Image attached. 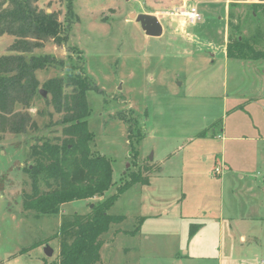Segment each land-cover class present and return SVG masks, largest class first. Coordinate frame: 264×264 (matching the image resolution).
Wrapping results in <instances>:
<instances>
[{"label": "rangeland", "instance_id": "1", "mask_svg": "<svg viewBox=\"0 0 264 264\" xmlns=\"http://www.w3.org/2000/svg\"><path fill=\"white\" fill-rule=\"evenodd\" d=\"M67 1L36 2L70 23L65 44L47 39L32 49L63 61L36 73L39 88L65 76L69 65L78 72L82 62L93 86L86 91L92 149L110 160L113 185L89 201L63 204L57 214L23 209L29 147L61 130L60 115L36 97L29 112L37 130L0 139V264L55 259L51 237L61 214H88L132 171L148 183L133 184L108 209L124 219L102 235L96 264H264V251L254 253L250 237L264 239V221L255 220L264 216V59L224 54L236 34L264 50V7L254 12L253 0L232 7L230 0H72L74 16L66 21ZM189 6L201 16L194 24L177 15ZM133 11L155 14L162 34L146 35L129 17ZM13 40L0 35V55ZM222 142L227 165L220 176L214 168L222 166ZM219 216L229 235L222 246Z\"/></svg>", "mask_w": 264, "mask_h": 264}, {"label": "trees", "instance_id": "2", "mask_svg": "<svg viewBox=\"0 0 264 264\" xmlns=\"http://www.w3.org/2000/svg\"><path fill=\"white\" fill-rule=\"evenodd\" d=\"M237 1L240 0H230L228 7ZM253 1L254 12L264 7V0ZM36 2L0 0V35L14 38L8 53L0 55V139L7 132L18 135L37 130L38 124L29 112L36 97L43 98L60 115L56 122L61 127L60 134L36 139L29 147L30 163L23 168L30 179V191L21 197L23 209L48 215L59 213L67 202L102 196L113 180L110 160L92 149L94 134L87 125L90 108L86 91L93 86L82 62L78 72L74 71L76 66L69 65L65 76L52 77L41 84L49 97L39 93L36 73L63 66V61L50 54H34L32 49L47 39L58 46L65 44L70 23L63 24L56 12L39 8ZM73 16L72 0H68L66 21ZM225 54L227 58L264 59V50L255 49L241 34L228 38ZM138 182L148 183V179L139 171L127 172L116 193L93 204L88 214H61L58 230L51 237L58 243L57 256L50 261L44 259L43 264L99 262L102 235L124 219L123 215L108 213V209L120 193ZM138 229L137 226L132 233ZM195 229L192 226L190 236Z\"/></svg>", "mask_w": 264, "mask_h": 264}, {"label": "water", "instance_id": "3", "mask_svg": "<svg viewBox=\"0 0 264 264\" xmlns=\"http://www.w3.org/2000/svg\"><path fill=\"white\" fill-rule=\"evenodd\" d=\"M129 17L138 22L141 29L148 36L158 37L163 32L162 25L155 14L136 13L135 11H133L130 13ZM39 93L42 97L46 96V91L43 89H39ZM44 253L46 257H51L53 250L49 246H45Z\"/></svg>", "mask_w": 264, "mask_h": 264}, {"label": "crops", "instance_id": "4", "mask_svg": "<svg viewBox=\"0 0 264 264\" xmlns=\"http://www.w3.org/2000/svg\"><path fill=\"white\" fill-rule=\"evenodd\" d=\"M153 14V13H152ZM224 54H225V52H224ZM225 56H226V54H225ZM222 135H223V133H222ZM226 138L227 137H225V136H222V138H221V141H226ZM235 138V137H234ZM224 144H223V142H222V145H221V151H222V156L220 155V158H221V163L223 164V166L224 167H226V165H227V162H226V159H225V157H224V154H223V151H224V146H223ZM226 173V170H224L223 169V167L221 168V173H216V174H219L220 176H222V175H224ZM223 216H219V218H218V223H219V245L220 246H222V245H224L225 243H226V241H224L225 240V238H228V240H229V235L227 234L228 232L226 231H224V228H223V225H222V220H223ZM255 220H263L264 221V216H262V217H256L255 218ZM254 220V221H255ZM242 221H245V219L243 218V220ZM226 233V234H225ZM195 234L196 233H194L193 235H192V237H194L195 236ZM251 237V239H252V241L254 242V246L252 247V251H254V253L255 252H258V251H260L261 249L264 251V239H262V238H258L257 236H250ZM239 238H240V240L243 242V243H246L247 242V240H248V236H246V235H244V234H240L239 235ZM261 240H263L262 241V244L261 245H259V243H260V241ZM257 242V243H256ZM257 244V245H256ZM260 246V247H259ZM185 252H187V251H185Z\"/></svg>", "mask_w": 264, "mask_h": 264}, {"label": "built area", "instance_id": "5", "mask_svg": "<svg viewBox=\"0 0 264 264\" xmlns=\"http://www.w3.org/2000/svg\"><path fill=\"white\" fill-rule=\"evenodd\" d=\"M177 15L182 17L183 20H185V22L190 23V24H194L198 22L201 18L200 14L198 13L197 9L194 6L186 7L184 10L179 11ZM222 167H223V164L222 166H215L214 172L221 173Z\"/></svg>", "mask_w": 264, "mask_h": 264}]
</instances>
